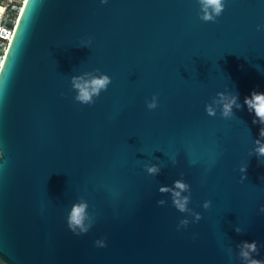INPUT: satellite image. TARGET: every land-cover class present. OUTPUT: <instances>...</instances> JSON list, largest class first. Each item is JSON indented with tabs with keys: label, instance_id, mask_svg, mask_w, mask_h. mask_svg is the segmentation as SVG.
<instances>
[{
	"label": "water",
	"instance_id": "water-1",
	"mask_svg": "<svg viewBox=\"0 0 264 264\" xmlns=\"http://www.w3.org/2000/svg\"><path fill=\"white\" fill-rule=\"evenodd\" d=\"M199 12L197 0L24 2L0 67L6 264H241L242 241L264 259V164L249 156L260 125L243 106L264 93V0H225L215 22ZM85 73L111 79L91 106L71 88ZM218 92L238 96L230 119L205 112ZM177 180L200 221L159 191ZM80 202L90 229L74 236Z\"/></svg>",
	"mask_w": 264,
	"mask_h": 264
},
{
	"label": "clouds",
	"instance_id": "clouds-1",
	"mask_svg": "<svg viewBox=\"0 0 264 264\" xmlns=\"http://www.w3.org/2000/svg\"><path fill=\"white\" fill-rule=\"evenodd\" d=\"M108 0H100L101 4H106ZM200 7L198 17L203 22H215L218 17L224 11L225 0H197ZM264 29V25H258L257 30ZM91 43V39L82 42L81 47H86ZM111 83V79L108 75L102 74L99 76H93L90 73H85L82 76H75L71 79V88L75 91L74 101L81 105L91 106L95 102V98L99 97L101 92L107 90ZM63 96V93H61ZM157 97L152 96L149 102H146V108L148 110H154L157 108ZM243 106H246L247 111L253 115L252 123L254 125L259 124V137L253 141L254 147L249 153V156L255 155L258 163L264 164V93L253 91L250 96H247L243 100ZM242 107L238 103V96L231 93L218 92L211 102L205 105V112L209 117H214L219 110L220 117L222 119H230L234 115L233 109L239 110ZM4 153L0 150V159H3ZM176 161L173 160V164ZM247 166H241L239 172L240 181L246 180ZM144 171L148 176H155L159 173L160 168L156 165L145 166ZM163 193H168L171 196L172 204L175 209L181 213L189 212L193 217L192 223H196L201 220V215L196 212H192L188 209L187 205L190 202V188L189 185L181 180L174 181L171 187L163 186L159 189ZM188 192L189 195H182V193ZM210 201H205L202 205L203 209L207 210L210 207ZM159 206H163L165 201H157ZM88 205L85 202L74 203L71 206V210L66 217V227L74 236H81L88 233L90 225L86 223L88 220L87 215ZM259 213L264 214V206L259 208ZM189 220L184 219L179 222L177 228L187 227ZM236 233H240L239 227L235 228ZM94 245L97 248L106 247L103 239L94 241ZM238 249V257L241 264H264V259H255V256L259 255V248L255 241L249 243L242 241L236 246ZM232 249H228V253L231 254ZM0 264H6V261L0 259Z\"/></svg>",
	"mask_w": 264,
	"mask_h": 264
},
{
	"label": "built area",
	"instance_id": "built-area-1",
	"mask_svg": "<svg viewBox=\"0 0 264 264\" xmlns=\"http://www.w3.org/2000/svg\"><path fill=\"white\" fill-rule=\"evenodd\" d=\"M24 2L25 0H0V61L4 58Z\"/></svg>",
	"mask_w": 264,
	"mask_h": 264
},
{
	"label": "snow or ice",
	"instance_id": "snow-or-ice-1",
	"mask_svg": "<svg viewBox=\"0 0 264 264\" xmlns=\"http://www.w3.org/2000/svg\"><path fill=\"white\" fill-rule=\"evenodd\" d=\"M25 4H29V0H25ZM0 67H3V62L0 61Z\"/></svg>",
	"mask_w": 264,
	"mask_h": 264
}]
</instances>
